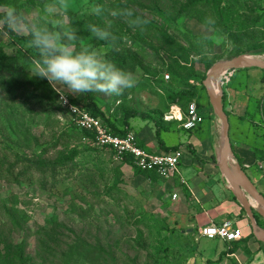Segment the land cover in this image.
<instances>
[{"label":"rangeland","instance_id":"1","mask_svg":"<svg viewBox=\"0 0 264 264\" xmlns=\"http://www.w3.org/2000/svg\"><path fill=\"white\" fill-rule=\"evenodd\" d=\"M104 1L111 15H114V9L121 10L119 3H127L142 16L166 24L174 6V0ZM154 2L156 9L152 8ZM255 7L257 12L264 13V0L257 1ZM98 10L96 0H1L0 3V12L15 13L18 24L13 29L16 33L25 36L33 28H47L60 33L61 42L74 50L91 48L113 63L110 57L113 46L106 39H97L86 24L78 25L79 20L88 19ZM175 24L177 29L169 28V32L183 44L184 34L200 36L213 43L205 46L207 60L212 59L216 63L241 55H231L235 45L219 28L205 27L195 18L186 16L178 18ZM116 30L119 31L118 28ZM258 30H264V20ZM66 32L74 33L75 39L69 41L64 34ZM131 36L135 40L131 41ZM138 39L139 33L132 29L114 46L123 55L135 53L142 63L132 65L133 61H127L125 71L133 75L134 87L124 90L119 96L94 91L97 104L120 121L122 113L128 111H142L156 119L168 112L172 104L186 109L195 99L208 121L204 108L211 106L200 81L186 78L183 83L174 82L173 75L167 70L169 61L166 57V64L162 67L155 51ZM153 46L156 48V44ZM0 47L21 75L18 79L20 87L11 90L16 100L12 101L0 91V143L4 135V142L11 150L30 153L47 149L50 157L60 150L76 149L81 154L77 159L82 162L73 175L61 174L60 181L49 191L39 188L38 175L30 183L15 184L0 179V251L10 241L25 242L26 264H173L167 232L169 226L174 225L173 215L184 212L181 201L175 199L171 203L160 204L156 201V173H151L153 176L139 174L123 159L117 160L109 149L93 146L84 141V137L80 138L81 132L73 127L59 103V94L46 79L32 74L38 62L32 57L30 43L9 38L2 30L1 21ZM242 54L264 59V49ZM190 58L194 61L191 63L193 68L205 78L214 63L206 69L198 56L191 55ZM166 74L169 79L164 78ZM4 75L6 78L11 76L9 72ZM226 76L230 78L229 74ZM263 76L260 69L246 68L236 70L228 85L225 78L220 80L224 110L227 114L229 111L232 113V139L238 136L250 141L255 133L264 139ZM30 80H46L55 100L43 98L38 94L39 90H33L34 84ZM65 95L83 107L84 94L65 91ZM235 101L247 109L248 118L257 120L256 129L246 130L238 125L237 115L241 109L235 107ZM136 121L139 122L138 119L130 120L132 129ZM141 121L142 126L146 121L151 122L148 118H141ZM56 134L66 138L54 147ZM7 152L11 154L10 150ZM245 171L252 177L249 170ZM258 171L252 181L257 183L255 185L264 196V164ZM3 206L18 217L21 227L13 225L12 217ZM260 221L264 227V221Z\"/></svg>","mask_w":264,"mask_h":264},{"label":"trees","instance_id":"2","mask_svg":"<svg viewBox=\"0 0 264 264\" xmlns=\"http://www.w3.org/2000/svg\"><path fill=\"white\" fill-rule=\"evenodd\" d=\"M96 1L99 4V10L91 14L88 19L79 20L80 22H78V25L82 27L86 24L89 28L95 26L106 31L108 33L106 41L113 46L110 57L114 65L123 70L127 69L128 60L133 61L131 62L133 63L132 65L142 64L135 53L130 56L123 55L119 52L120 50L114 47L121 36H127L133 29L134 32L139 33L138 41L145 42L146 46L155 51L162 67L166 64L164 56L166 57L169 61L167 62V70L173 75L172 79L174 82L183 83L182 81H184V79L192 78L200 81L199 83L202 89L205 90L202 86L204 74H199L193 68L191 63H194V61L191 60L190 57L191 55L198 56L199 61L208 69L214 63V60L206 59L205 46H212L213 43L200 36H189L188 34H184L183 44L182 40L171 34L169 28L173 27L177 29L175 23L181 16L195 18L205 27H211L213 29L219 28L223 34L227 35L232 43H234L235 48L233 53H231L233 56L264 49V30H258L260 23L264 20V13L257 12L255 7L259 0H174L173 13L168 18V24L142 16L127 3H119L118 6L121 7V10L114 9V15H111L104 0ZM152 8L156 9L155 2ZM7 14V12H0L3 32L12 40L30 43L32 57L39 63L40 50L31 44L33 40V36L31 35L32 30L25 36L16 33L14 29L9 30L8 25L4 23ZM117 28L122 32V35L120 34L121 32L116 30ZM114 30L116 32H114ZM253 31H255V33H252ZM256 33L259 35L257 36ZM131 37V41L135 40L133 36ZM153 43L156 44V48H154ZM224 45L223 43L222 47H224ZM217 58L222 57L217 56ZM8 72L11 74L10 78H6L4 75V73ZM19 78H21V75L18 68L12 65V60H10L8 55L0 47V91L5 92L12 101L16 100V96L12 94L11 90L20 87ZM30 81L34 84L35 89L33 90H39L38 94L43 98L48 101L55 100V94L52 92L46 80H40V82ZM261 82L264 83V76L261 78ZM250 98L252 99L251 96ZM82 100L84 104L83 108L92 116L101 119L112 134L119 136L125 135L129 131V120L133 117L148 118L157 126L155 136L158 145L164 149L165 153L179 149V145L166 148L160 138L161 124L164 122L163 113L158 118L154 119L142 111H128L122 113L120 121H116L108 112L97 104L94 92L85 93ZM252 123L254 126H257L255 120L252 121ZM73 127L81 132L80 138L88 137L90 140L93 139L89 131L80 130L75 126ZM65 138L66 137L61 134H56L54 138L55 144H53L54 147L62 143ZM1 145L3 148H1ZM90 146L91 145L88 144V147ZM7 150H10L11 154H8ZM0 154V179L15 184H20L23 181L30 183L34 179L33 177L38 175L40 178L38 186L43 191H49L51 186L54 187L60 181L61 174L73 175L82 164V162L77 159L81 154L76 149L57 151L53 157L48 156L49 150L47 149L42 152L32 151L30 153H19L18 151L11 150L5 144L4 135L1 136ZM254 155L257 159L264 162V149L255 150ZM123 162L132 166L131 160L127 157L123 158ZM238 162L242 166L241 159L238 158ZM135 172L146 175L150 174L149 172L151 171L135 169ZM3 209L12 217L13 225L21 227L18 217L6 206H3ZM255 217L257 222L261 224L260 220L262 219L256 214ZM26 263L27 254L25 242L13 243L10 241V243L0 251V264Z\"/></svg>","mask_w":264,"mask_h":264},{"label":"crops","instance_id":"3","mask_svg":"<svg viewBox=\"0 0 264 264\" xmlns=\"http://www.w3.org/2000/svg\"><path fill=\"white\" fill-rule=\"evenodd\" d=\"M234 72L229 74L230 78L226 85L230 83ZM248 97L252 100L250 94ZM235 102V107L241 109V113L237 115L238 125L245 127L246 130L256 129L252 123L254 120L248 118L247 109L239 102ZM171 106L180 108L182 113L187 109V107L183 109L178 104ZM204 109L208 121L203 118L202 123L194 130L182 129L176 120L164 121L161 124L160 138L164 146L168 148L179 145L182 159L177 172L169 177H163L154 171L149 172L156 173V201L160 204L161 202L171 203L175 201L172 195L176 194L177 201L180 200L184 208L183 213L173 215L174 225L169 226L167 232L168 247L174 258L170 259L173 260V264H264V242L257 240L253 235L249 219L217 166V152L221 140L219 122L211 108ZM231 114L229 111L227 116L230 124L229 137L232 152L237 162L238 158L241 159L244 170H249L255 180L258 169L264 162L257 159L254 152L264 149V139L257 136V133L250 141L242 137L237 138L238 136L232 139ZM132 119L141 121V117H133L130 120ZM130 120L131 130L129 131L134 133L142 149L156 154L165 153L164 149L158 145L155 136L157 126L151 119L150 123L147 121L144 123L145 126L136 121L134 129L130 125ZM183 138L186 140L185 143ZM131 167L135 171L136 168ZM246 174L252 181L253 178L247 172ZM146 179L151 181L150 178ZM252 182L254 185L257 184ZM255 186L257 188V185ZM257 190L259 191L258 188ZM226 219L233 220L241 229L243 234L241 239L224 242L198 235V229L209 224L210 221L219 224Z\"/></svg>","mask_w":264,"mask_h":264},{"label":"clouds","instance_id":"4","mask_svg":"<svg viewBox=\"0 0 264 264\" xmlns=\"http://www.w3.org/2000/svg\"><path fill=\"white\" fill-rule=\"evenodd\" d=\"M4 23L9 30L16 27L18 21L15 13L9 11ZM90 31L99 40L108 37L106 31L95 26ZM64 34L69 41L75 39L74 33ZM31 35L32 46L40 50V61L32 69V74L46 79L59 94L61 101H66L65 91L77 95L95 91L119 96L135 85L131 73L102 58L97 50L86 47L76 51L61 42L60 33L47 28H33Z\"/></svg>","mask_w":264,"mask_h":264},{"label":"built area","instance_id":"5","mask_svg":"<svg viewBox=\"0 0 264 264\" xmlns=\"http://www.w3.org/2000/svg\"><path fill=\"white\" fill-rule=\"evenodd\" d=\"M226 75H223L222 78L228 80ZM164 78L169 79V75L166 74ZM65 96L66 101H61L59 96V103L67 112L70 123L76 128L89 131L92 134L93 139L84 137V141H89L93 146L99 148L109 149L117 160L129 158L132 166L136 169L154 171L163 177H169L177 172L182 159L180 149L163 154L147 152L138 145L133 132L128 131L123 136L112 134L101 119L92 116L82 106L76 104L67 95ZM203 118L199 104L195 99L189 102L184 113L180 108L171 106L168 113L163 116L164 121H178L184 130L196 129L202 123ZM172 198L176 199L177 195L173 194ZM198 235L224 242H234L243 237L241 229L231 219L223 220L219 224L210 221L209 224L198 229Z\"/></svg>","mask_w":264,"mask_h":264},{"label":"water","instance_id":"6","mask_svg":"<svg viewBox=\"0 0 264 264\" xmlns=\"http://www.w3.org/2000/svg\"><path fill=\"white\" fill-rule=\"evenodd\" d=\"M246 68L264 71V59L251 54H241L216 62L207 70L202 86L220 126L221 140L217 152V166L249 219L253 235L257 240L264 242V227L258 224L255 217L256 214L264 221V196L257 190L232 152L229 137L230 124L224 111L220 88L223 75Z\"/></svg>","mask_w":264,"mask_h":264},{"label":"bare ground","instance_id":"7","mask_svg":"<svg viewBox=\"0 0 264 264\" xmlns=\"http://www.w3.org/2000/svg\"><path fill=\"white\" fill-rule=\"evenodd\" d=\"M215 90H217V86H215Z\"/></svg>","mask_w":264,"mask_h":264}]
</instances>
